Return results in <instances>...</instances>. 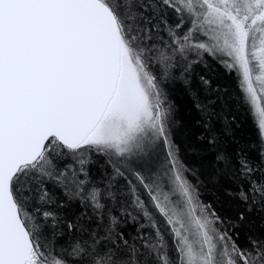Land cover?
Wrapping results in <instances>:
<instances>
[{"label": "snow or ice", "instance_id": "obj_1", "mask_svg": "<svg viewBox=\"0 0 264 264\" xmlns=\"http://www.w3.org/2000/svg\"><path fill=\"white\" fill-rule=\"evenodd\" d=\"M0 264H264V0H0Z\"/></svg>", "mask_w": 264, "mask_h": 264}, {"label": "trees", "instance_id": "obj_2", "mask_svg": "<svg viewBox=\"0 0 264 264\" xmlns=\"http://www.w3.org/2000/svg\"><path fill=\"white\" fill-rule=\"evenodd\" d=\"M247 123V122H246ZM248 127H251L250 123L248 124Z\"/></svg>", "mask_w": 264, "mask_h": 264}]
</instances>
